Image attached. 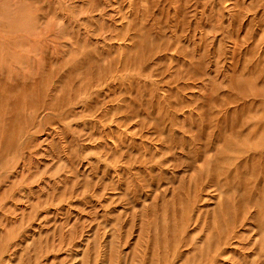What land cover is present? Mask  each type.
Returning a JSON list of instances; mask_svg holds the SVG:
<instances>
[{"label": "rangeland", "instance_id": "374dc122", "mask_svg": "<svg viewBox=\"0 0 264 264\" xmlns=\"http://www.w3.org/2000/svg\"><path fill=\"white\" fill-rule=\"evenodd\" d=\"M264 0H0V264H264Z\"/></svg>", "mask_w": 264, "mask_h": 264}, {"label": "bare ground", "instance_id": "6f19581e", "mask_svg": "<svg viewBox=\"0 0 264 264\" xmlns=\"http://www.w3.org/2000/svg\"><path fill=\"white\" fill-rule=\"evenodd\" d=\"M264 87V86H263Z\"/></svg>", "mask_w": 264, "mask_h": 264}]
</instances>
